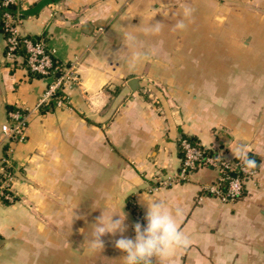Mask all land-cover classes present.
I'll list each match as a JSON object with an SVG mask.
<instances>
[{
    "label": "crops",
    "instance_id": "obj_1",
    "mask_svg": "<svg viewBox=\"0 0 264 264\" xmlns=\"http://www.w3.org/2000/svg\"><path fill=\"white\" fill-rule=\"evenodd\" d=\"M186 5L193 15L174 32ZM14 12L20 33L75 63L80 85L69 103L34 109L52 79L8 57L0 27V142L10 112L27 114L26 139L5 143L17 200L0 204V264H123L119 235L92 251L90 225L102 209L124 211L134 238L135 209L145 217L155 200L182 209L191 243L153 264H264V0H19ZM152 19L165 25L157 36L128 27ZM129 30L149 56L135 69ZM185 136L231 160L247 147L257 176L241 198L206 192L218 176L209 167L153 189L179 171Z\"/></svg>",
    "mask_w": 264,
    "mask_h": 264
},
{
    "label": "built area",
    "instance_id": "obj_2",
    "mask_svg": "<svg viewBox=\"0 0 264 264\" xmlns=\"http://www.w3.org/2000/svg\"><path fill=\"white\" fill-rule=\"evenodd\" d=\"M18 4L19 0H0L6 54L8 57H15L18 49L23 47L26 52V66L30 73L41 77H51V82L45 88L34 109L42 108L51 102L65 105L70 101L67 90L80 85L75 63H60L55 56V50L49 47L43 38H32L18 31L17 15L7 8ZM10 116L13 122L2 125L4 136L0 142V203L7 204L17 200L14 191L17 178L11 155L13 149L10 145L7 147L5 145L9 142L24 141L27 125V114L13 110ZM180 147L183 156L174 179H162L153 189L169 185L176 180H189L192 172L198 167H209L216 170L218 176L215 182L202 185L203 189L221 201H229L241 198L246 190L247 182L257 176L256 168H246L243 160L228 159L224 152L211 153L208 148L191 141L187 136L181 137ZM135 217L136 222L146 225L145 217L139 209H135Z\"/></svg>",
    "mask_w": 264,
    "mask_h": 264
},
{
    "label": "clouds",
    "instance_id": "obj_3",
    "mask_svg": "<svg viewBox=\"0 0 264 264\" xmlns=\"http://www.w3.org/2000/svg\"><path fill=\"white\" fill-rule=\"evenodd\" d=\"M193 9L185 6L182 10V18L177 19L172 26V31L186 30V20L193 15ZM164 23L153 19L146 26L138 27L128 26L130 29H140V34L145 37L159 35L164 28ZM126 44L123 51L128 54V65L130 69L144 62L149 58L148 53L144 51V45L137 32L129 30L124 33ZM121 50L117 51V55ZM246 146L237 148L234 155L243 159L244 165L248 169L257 167L255 160L247 156ZM144 199V198H143ZM147 202V211L145 214L146 225L136 222L133 225L134 238L127 237L128 231L126 224L127 214L123 211L111 212V210L102 209L101 215L97 217L95 223L91 226L92 231L88 240L89 248L92 251L104 249V240L107 234L113 236L119 235L114 240V246L126 255L123 257V264H153V260H164L170 257L174 252L186 249L191 241L188 236L180 229L178 218L182 215V209L177 207L174 211L162 200ZM118 218H115L117 217Z\"/></svg>",
    "mask_w": 264,
    "mask_h": 264
},
{
    "label": "trees",
    "instance_id": "obj_4",
    "mask_svg": "<svg viewBox=\"0 0 264 264\" xmlns=\"http://www.w3.org/2000/svg\"><path fill=\"white\" fill-rule=\"evenodd\" d=\"M15 7H17V5H10V6L7 7V8H8V10H9L11 13L15 14V12H14V8H15ZM15 15H16V14H15ZM0 27H1V29L3 30V21H2V19H1V12H0ZM17 54L22 55V56L24 57V59H25V62H26V52H25V50H24L23 47H20V48L18 49ZM189 138H190L191 141H193V142H197L194 138H191V137H189ZM209 151H210L211 153H215V152H216V151H213V150H211V149H209ZM239 160H242V159H235L234 161H239ZM255 168H256V167H255Z\"/></svg>",
    "mask_w": 264,
    "mask_h": 264
},
{
    "label": "water",
    "instance_id": "obj_5",
    "mask_svg": "<svg viewBox=\"0 0 264 264\" xmlns=\"http://www.w3.org/2000/svg\"><path fill=\"white\" fill-rule=\"evenodd\" d=\"M136 83H137V79H135V78L130 81V85H132V86H134ZM249 158L253 159L254 157H253V155H249Z\"/></svg>",
    "mask_w": 264,
    "mask_h": 264
},
{
    "label": "rangeland",
    "instance_id": "obj_6",
    "mask_svg": "<svg viewBox=\"0 0 264 264\" xmlns=\"http://www.w3.org/2000/svg\"><path fill=\"white\" fill-rule=\"evenodd\" d=\"M173 25H168L169 28H172ZM230 201V200H229ZM0 204H7V203H0ZM12 204V203H11Z\"/></svg>",
    "mask_w": 264,
    "mask_h": 264
}]
</instances>
